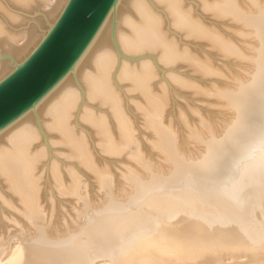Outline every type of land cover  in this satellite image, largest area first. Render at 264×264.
Segmentation results:
<instances>
[{"label":"bare ground","instance_id":"obj_1","mask_svg":"<svg viewBox=\"0 0 264 264\" xmlns=\"http://www.w3.org/2000/svg\"><path fill=\"white\" fill-rule=\"evenodd\" d=\"M152 1L164 9L169 25L176 31L205 39L224 56L245 62L246 75L231 78L222 88L208 90L229 113V122L223 128H213L205 121L201 128L189 126L197 152L184 155L176 132L164 119L165 86L157 92L153 88L156 71L151 61H142L138 69L122 64L118 75L127 78L144 98L143 125L152 136L151 147L164 162L163 166L153 165L137 142L111 80L117 63L108 38L111 15L75 71L35 111L0 134V176L16 196L20 204L17 211L27 224L26 229L18 226L9 234L10 241H20L16 249L21 254L13 264H94L99 258L107 261L105 264H264V227H252L253 223L264 222V0L204 3V10L213 16L237 24L252 45V50L246 51L203 24L190 6L186 8L185 0ZM66 2L0 0L3 50L17 61L24 59ZM152 4L148 0H120L115 14L116 24L120 23L119 30L116 26L117 46L127 54L156 52L162 66L181 61L197 72L214 73L209 61L193 55L188 48L181 50L177 41L168 37L164 16ZM37 7L46 8L47 26L43 31H14L13 27L24 20L19 12L29 13ZM125 7L131 12H125ZM121 25L126 30L122 31ZM12 68L10 62H1L0 79ZM73 77L84 84L90 98L107 105L114 118L115 135L100 116L87 110L81 116L96 130L103 152L126 154L128 165L120 173L123 182L118 192L112 175L97 165L84 135L77 134L72 125L80 97L72 85ZM33 114L48 119L44 123L47 133L58 135L71 156L89 170L101 193L98 202L91 201L79 176L71 174L67 184L53 165L56 188L76 202L74 229L57 238L48 233L40 206L37 169L45 153L33 149L39 138ZM204 216L216 219L219 227L206 226ZM199 233L203 239L193 244V237ZM6 244L0 240V259Z\"/></svg>","mask_w":264,"mask_h":264},{"label":"rangeland","instance_id":"obj_2","mask_svg":"<svg viewBox=\"0 0 264 264\" xmlns=\"http://www.w3.org/2000/svg\"><path fill=\"white\" fill-rule=\"evenodd\" d=\"M5 1L7 2L8 0H2V2ZM148 1L151 4L153 2L152 0ZM238 1L244 4L243 0ZM204 3H212V0H185L186 8L190 6L189 8H192L193 15L200 19L203 24L210 25V27L219 31L223 36L233 41L242 51L248 49L252 50L251 43L242 35L241 29H239L235 22L230 19L213 16L212 12L204 10ZM10 6H12L11 3ZM153 8L164 16L166 22L165 30L167 31L168 37L176 40L181 50L188 48L193 55L209 61L212 69L215 71L209 75L203 74L190 67L187 62L181 61L175 64L162 66L159 63V55L156 52L127 54L119 47L123 54V56H120L111 41L110 27L108 38L117 56V63L115 64V69L111 77L113 86L121 99L124 112L132 122L133 132L142 152L149 158L153 165L163 166L164 162L162 158L159 157L160 155L157 150L151 147L152 136L143 125L144 117L141 111V105L143 106L145 104L144 98L133 88L127 78L122 79L118 75L122 64L129 63L130 66L138 69L142 61H151L156 71V79L153 82V88L157 92L160 86H165L167 105H165L164 109V119L167 122L166 124H170L176 132L179 149L184 155L191 154L192 150L197 152V149L193 148L194 145H192L193 142L190 139L188 131L189 126L201 128L202 121H205L213 128L217 126L223 128L227 124L225 122H229L230 120V115L227 116L229 113L225 112L223 106L219 103L220 100L218 99V101L208 90L215 86L221 88L226 86V83L231 78L246 75L247 69L245 68L244 61L235 57L224 56L220 50L212 47L207 40L195 36H186L184 32L176 31L169 25L168 16L164 9L158 5H153ZM45 10L46 8L37 7L29 13L20 11L19 13L23 15L24 20L16 27H13V30L25 32L35 28L39 33L42 32L47 26V22L44 20L45 14L43 11ZM128 10L131 12L130 9L126 10L125 7V12H128ZM116 26L119 30L120 23L115 25L114 35H116ZM122 27L121 25L122 31L126 30L124 27L122 29ZM117 45L119 46V44ZM4 53L7 52L3 50L0 45V55ZM151 56L154 59H152ZM5 61L10 62L6 59L0 60V63ZM72 85L80 94L78 108L73 113L72 125L77 134L84 135L97 165L100 168H106L112 175L118 192L123 182L120 173L123 167L128 165L125 152L120 154H108L103 152L99 145V136L95 133L96 130L89 123L85 122L83 119L81 120L84 110H87L94 116H100L104 122L111 127V131L115 135L117 129L111 111L107 105L101 104L98 100L90 98L84 84L78 78H72ZM35 116L36 114H33L32 123L34 127L37 128L39 138L35 142L33 149H42L45 153V157L40 159L37 169L40 206L45 214L48 233L52 238H57L68 232L67 230L74 229V207L76 202L74 197L61 194L56 188L51 173L53 165L56 166L61 179L67 184L70 182L71 174L79 176L82 181V187L88 192L91 201L98 202L101 198V193L89 170L80 165L79 161L74 156H71L69 148L60 143L58 135L54 132L47 133L45 130L46 128H44V123L48 122V119L38 115L40 122L37 124ZM40 123L41 127L39 125ZM4 146L5 145L2 147ZM199 150L200 149H198V151ZM7 186L6 181L0 176V240L7 243L5 245L6 251L0 259V264H5L7 262V264H13L14 261H17L21 253L16 249V246L20 241H10L8 237L18 226L26 229L25 227L27 225L25 219L22 218V215L17 211V208L20 209V204L15 200L16 196L13 195ZM206 221L209 224L206 223ZM204 222L207 224L206 226L219 227L217 220L213 217L204 216ZM252 227H264V222L253 223ZM196 236L197 237H193V239H196L193 244H198L199 240L204 237L200 233ZM161 251L163 253L165 252V250ZM106 262L107 261L99 258L94 261V264H105Z\"/></svg>","mask_w":264,"mask_h":264},{"label":"water","instance_id":"obj_3","mask_svg":"<svg viewBox=\"0 0 264 264\" xmlns=\"http://www.w3.org/2000/svg\"><path fill=\"white\" fill-rule=\"evenodd\" d=\"M120 0H67L56 20L34 49L22 60L4 53L13 65L0 79V134L16 124L75 71L109 17L115 41V14ZM152 59H154L151 56ZM37 124L40 122L35 116Z\"/></svg>","mask_w":264,"mask_h":264}]
</instances>
